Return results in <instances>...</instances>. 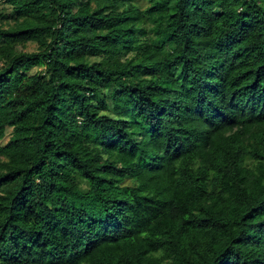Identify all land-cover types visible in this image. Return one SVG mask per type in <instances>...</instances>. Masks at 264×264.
Here are the masks:
<instances>
[{"label":"trees","instance_id":"16d2710c","mask_svg":"<svg viewBox=\"0 0 264 264\" xmlns=\"http://www.w3.org/2000/svg\"><path fill=\"white\" fill-rule=\"evenodd\" d=\"M9 129L0 264H264V0H0Z\"/></svg>","mask_w":264,"mask_h":264},{"label":"rangeland","instance_id":"374dc122","mask_svg":"<svg viewBox=\"0 0 264 264\" xmlns=\"http://www.w3.org/2000/svg\"><path fill=\"white\" fill-rule=\"evenodd\" d=\"M36 49H37L36 44L31 43V44L28 45L27 51L33 52V51H36ZM36 71H37V69L34 70L33 72H36ZM10 134H11V129H9L7 131L6 138L4 140L0 141V146L4 145L5 143H7V141L9 140Z\"/></svg>","mask_w":264,"mask_h":264}]
</instances>
